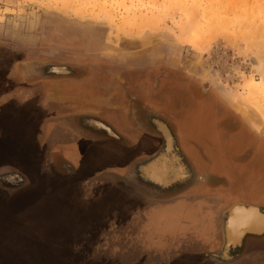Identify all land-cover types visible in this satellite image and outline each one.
<instances>
[{
	"label": "rangeland",
	"instance_id": "rangeland-1",
	"mask_svg": "<svg viewBox=\"0 0 264 264\" xmlns=\"http://www.w3.org/2000/svg\"><path fill=\"white\" fill-rule=\"evenodd\" d=\"M0 43L33 49L41 45L51 50L40 57L56 62L62 59L56 49L122 61L143 60L152 54L168 59L178 68L177 74L187 76L181 80L186 81L183 88L190 97L177 96L171 103L175 112L162 111L152 123L162 139L159 143L167 144L168 134L163 132L167 128L173 138L172 149L179 148L181 171L187 176L181 185L194 186L197 178L206 191V202L221 208L259 200L233 178L228 161L221 167L212 159L222 152L218 148L221 142L229 159L241 151L252 152L246 148V138L255 139L259 151L264 149V0H0ZM9 62L5 56L0 58V123L5 117L1 113L13 111L11 118L23 124L26 100L11 94L4 82L12 72L8 71ZM12 69L15 74L22 70ZM26 114L39 121L37 113ZM235 129L241 135L240 145L234 148L230 144ZM34 153L29 169L38 163L37 149ZM104 159L102 165L111 167L119 156L107 154ZM127 160L128 173L134 172ZM54 164L51 159L49 174L55 176L45 179L47 187L42 183L21 196L26 204L25 235L31 253L23 264H137L148 259L144 257L149 253L168 250L166 243L179 255V241L196 244L200 252L205 250L209 232L204 225L184 226L191 219L183 213L182 204L152 213L147 201L142 208H122L115 194L77 190L86 177H71L64 169L62 175L56 173ZM72 165L76 170L78 165ZM102 165L94 172L104 169ZM60 181H64L63 190ZM127 181L126 185L116 184L131 189L147 187L135 175ZM141 192L138 195L144 200L152 194ZM186 254L195 253L186 250Z\"/></svg>",
	"mask_w": 264,
	"mask_h": 264
},
{
	"label": "flooded vegetation",
	"instance_id": "flooded-vegetation-1",
	"mask_svg": "<svg viewBox=\"0 0 264 264\" xmlns=\"http://www.w3.org/2000/svg\"><path fill=\"white\" fill-rule=\"evenodd\" d=\"M46 50L51 49L41 45L33 49L29 45L0 43V58L5 56L11 60L8 71L12 72L4 78L6 86L11 94L22 95L26 100V119H30L27 112L39 115L38 126L28 121L20 124L26 127V132L29 131L28 125L34 129L28 136L35 137V142L27 151L30 150L31 157L35 158L37 149L38 163L31 169L30 163H26L24 172L33 174L37 180L21 179L15 173L11 176L12 171L19 172L18 168L3 166L0 168V180L5 190L34 189L45 183V179H52L55 175L49 174L48 168L53 159L58 170L56 173L62 175L64 169L71 177H86L84 184L76 187L77 190L92 192L100 189L111 197L115 194L122 208H142L147 201L151 213L180 203L184 206L183 213L189 214L191 219L184 226L204 225L209 232L206 252L204 249L200 252L194 243L179 241L177 249L181 251L176 255L175 249L166 243L168 250L149 253L144 257L148 259L137 264H187L192 261L197 264H264V226L261 227L264 225V198L253 203H234L226 208L206 202L203 188L181 185L186 175L181 171L184 166L179 163V148L172 149L171 137L165 138V146L161 143L155 148L147 146L146 154H134L144 140L140 135L157 133L152 121L159 120L160 113L175 112L171 103L185 94L183 86L186 81L181 79L187 76L177 74L178 68L168 63L166 58L159 59L157 54L145 56L143 60L122 61L56 49V54L62 57L60 62H56L40 57L47 55ZM13 67L21 68V73L15 74ZM188 79L193 84V79ZM166 131L170 134L169 129ZM93 135L106 139L107 150L119 151L126 160L120 159L119 163L94 172L97 164L87 159L91 153L88 144L93 142ZM40 138V141L45 138V145H37ZM159 140L162 141L161 138ZM72 148L76 158L82 161L86 158L87 162L70 161L72 152L69 150ZM127 159L131 160L134 172L128 173V164L124 163ZM72 164L78 165L76 170L72 169ZM130 175H135L147 187L140 185L133 190L116 184L126 185ZM69 186H66L67 190ZM141 191L152 194L144 200L138 195ZM165 194L169 197L167 200L159 196ZM141 214L139 216L143 220ZM244 229L254 232L243 234L237 241V236ZM185 249L195 254L190 256ZM188 255L190 257L183 258Z\"/></svg>",
	"mask_w": 264,
	"mask_h": 264
},
{
	"label": "crops",
	"instance_id": "crops-1",
	"mask_svg": "<svg viewBox=\"0 0 264 264\" xmlns=\"http://www.w3.org/2000/svg\"><path fill=\"white\" fill-rule=\"evenodd\" d=\"M184 97H190L189 94L185 93ZM4 118H2V124L0 123V168H3L4 165L10 166L9 169L12 168H18L19 173L12 171L10 174L11 176H15L17 174L18 178L24 179L27 178L31 179L34 175L33 174H24V166L26 163H31L34 158H32V153L30 150L27 151L28 147L31 145V143L35 142V137H32V135L28 136L30 132H33L34 129L33 126L28 125L29 131L26 132V127L20 126L18 122H15V119L13 120L14 112L12 111V114L10 113H1ZM173 114V113H171ZM23 121L26 123L31 122L35 125H37L38 122H34L32 119H26L25 113L22 115ZM28 121V122H27ZM38 126V125H37ZM39 130V127H38ZM157 133H151L152 139H144L147 141H142L139 143V146H137L136 155H143L146 154L147 146H151L154 148L156 146H159V134H158V128L156 129ZM156 138V139H155ZM37 142V145L43 146L45 145L43 141H45V138L43 141ZM153 140V141H152ZM106 142V139L103 137H95L93 135V142L89 143L88 146L91 148V153L87 157L90 162L95 163L97 165H102V163H105L106 159H104L105 155H112L117 154L119 156V161L126 160L124 158V155L120 153L119 151H113L109 149L107 150L109 145ZM36 144V143H35ZM87 144V143H86ZM163 144V143H161ZM86 147V145H85ZM118 147V145H116ZM113 149V148H112ZM71 150V151H70ZM69 150V153L72 152V156H70V161L73 163H84L83 161H86V158L83 159V161L79 158H76L74 156L73 148ZM104 151L107 153L105 154ZM112 162V161H110ZM28 163V164H29ZM113 163V162H112ZM113 163V164H117ZM96 165V166H97ZM104 167H108L107 164L102 165ZM11 171V170H10ZM15 173V174H14ZM58 183V182H55ZM45 184L44 187H47V182L43 183ZM52 185V184H51ZM49 186V188H52V186ZM57 186L58 184H54ZM4 184L3 181L0 180V264H23L26 259H28L31 256V253L28 250V243H29V237L25 235V230H27L26 222L28 219L25 217V206L26 204L23 203L21 200V196L23 194H29V192L33 189L31 188H22L21 190H5L3 188ZM61 190H63L62 185H59ZM193 187H201L200 182L196 183ZM50 190V189H49ZM17 234H16V233ZM247 264V263H244ZM259 264V263H257Z\"/></svg>",
	"mask_w": 264,
	"mask_h": 264
},
{
	"label": "water",
	"instance_id": "water-1",
	"mask_svg": "<svg viewBox=\"0 0 264 264\" xmlns=\"http://www.w3.org/2000/svg\"><path fill=\"white\" fill-rule=\"evenodd\" d=\"M221 113L223 115V110L221 111ZM220 125L222 126V123H220ZM165 131L166 129L163 130V132ZM217 131H219V127L217 128ZM234 131H235V133H233L234 135L231 136V138L234 136L232 142L233 144L230 145L235 148L240 145L239 136L241 134L238 132L237 129H235ZM166 133L168 132L166 131ZM168 137L171 136L168 134ZM243 140L244 142L249 144V146L246 145L247 146L246 148L251 149L252 152L246 153L241 151L237 154H234L232 156V159H229L227 155L224 154V151L222 149V142H221L218 148H220V151L222 150V152L217 155L218 156L217 158H213L212 161L215 163L214 164L215 166L219 165L221 167L222 165L225 166L228 161L229 166H231L230 171L232 172L233 178L241 182L243 184L242 186H244V188H247L251 195L257 196L258 199H263L264 198V149L263 150L260 149L259 151L258 149L260 146L253 138L250 139L246 138ZM249 140H254V141L248 142ZM230 145L229 144L227 145V149L230 148ZM195 182L198 183L197 178ZM263 226L264 225H262L261 227ZM253 232L254 231L250 229H244L242 232H240L239 236H237V241L240 240L243 234L253 233Z\"/></svg>",
	"mask_w": 264,
	"mask_h": 264
},
{
	"label": "bare ground",
	"instance_id": "bare-ground-1",
	"mask_svg": "<svg viewBox=\"0 0 264 264\" xmlns=\"http://www.w3.org/2000/svg\"><path fill=\"white\" fill-rule=\"evenodd\" d=\"M246 228V227H245Z\"/></svg>",
	"mask_w": 264,
	"mask_h": 264
}]
</instances>
